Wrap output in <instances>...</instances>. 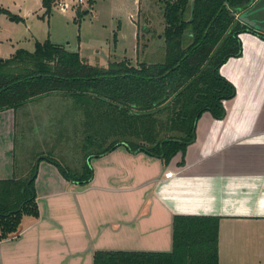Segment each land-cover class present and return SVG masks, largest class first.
Returning a JSON list of instances; mask_svg holds the SVG:
<instances>
[{
    "label": "crops",
    "instance_id": "obj_1",
    "mask_svg": "<svg viewBox=\"0 0 264 264\" xmlns=\"http://www.w3.org/2000/svg\"><path fill=\"white\" fill-rule=\"evenodd\" d=\"M242 35L251 39L253 53L231 57L220 67L235 94L223 101L222 118L208 112L200 116L195 140L183 156L165 163L121 145L92 158L85 184L66 179L55 164L40 160L34 180L38 215L23 214L18 233L0 240V264H93L97 251L167 253L176 216L219 219L218 264H260L264 40ZM44 100L24 105L29 109ZM24 105L0 111V180L28 171L15 154L16 112ZM40 105L35 109L43 119L45 104ZM234 243L237 251L230 250Z\"/></svg>",
    "mask_w": 264,
    "mask_h": 264
},
{
    "label": "trees",
    "instance_id": "obj_2",
    "mask_svg": "<svg viewBox=\"0 0 264 264\" xmlns=\"http://www.w3.org/2000/svg\"><path fill=\"white\" fill-rule=\"evenodd\" d=\"M158 1L164 22L158 60L131 66L111 62L100 68L86 63L78 52L50 41H36L33 51L19 48L10 57L0 58V111L60 94L74 98L82 108L86 100H93L120 117L109 131L120 138L87 157V177L75 179L50 155L40 156L74 183L90 180V159L121 145L165 163L177 154L183 156L195 140L200 116L208 112L222 118L223 101L235 94L234 85L220 74V67L241 55L240 33L264 40V33L238 19V14L257 0ZM53 2L42 0L46 15ZM0 14L12 21L22 20L1 4ZM93 136L85 135L84 144L95 142L100 148ZM34 170L33 166L25 180H0V240L18 233L23 214L38 215L35 177L26 186ZM218 231L216 217L176 216L170 252L97 251L93 264H218Z\"/></svg>",
    "mask_w": 264,
    "mask_h": 264
},
{
    "label": "rangeland",
    "instance_id": "obj_3",
    "mask_svg": "<svg viewBox=\"0 0 264 264\" xmlns=\"http://www.w3.org/2000/svg\"><path fill=\"white\" fill-rule=\"evenodd\" d=\"M0 4L22 18L12 21L0 14V58L10 57L19 48L33 51L36 41L62 45L100 68H107L111 62L131 66L161 57L164 22L158 0H54L47 15L42 0H0ZM252 17L259 18L258 14ZM246 36L239 38L242 53L250 56L251 39ZM42 98L45 100L29 106L32 110L25 105L17 109L15 154L18 162L28 165V171L14 178L27 179L42 154L58 160L75 179L87 177V157L120 138L109 132L120 117L96 106L93 100H86L82 108L69 96ZM40 104H45L43 119L35 109ZM88 134L97 136L100 148L95 142L84 144ZM236 246L234 243L230 250L237 251ZM259 263L264 264V258Z\"/></svg>",
    "mask_w": 264,
    "mask_h": 264
},
{
    "label": "water",
    "instance_id": "obj_4",
    "mask_svg": "<svg viewBox=\"0 0 264 264\" xmlns=\"http://www.w3.org/2000/svg\"><path fill=\"white\" fill-rule=\"evenodd\" d=\"M261 1H264V0H257L248 9H246V10L242 11L240 14H238V19L242 23L253 28L254 30L264 33V25H262V23L264 22V18L260 19V18L252 17V15L256 14V13H262L264 15V5L260 4ZM39 160H40V157L38 158V160L35 163V166H34L35 170H34L32 177H30L26 182L27 187L29 186L30 181L33 180L34 177H36ZM61 173L63 174V172H61ZM20 208H21V206L19 207V209Z\"/></svg>",
    "mask_w": 264,
    "mask_h": 264
},
{
    "label": "flooded vegetation",
    "instance_id": "obj_5",
    "mask_svg": "<svg viewBox=\"0 0 264 264\" xmlns=\"http://www.w3.org/2000/svg\"><path fill=\"white\" fill-rule=\"evenodd\" d=\"M261 2H263V1H261ZM256 14H258V16H259L260 19L263 18V14L262 13H256Z\"/></svg>",
    "mask_w": 264,
    "mask_h": 264
},
{
    "label": "built area",
    "instance_id": "obj_6",
    "mask_svg": "<svg viewBox=\"0 0 264 264\" xmlns=\"http://www.w3.org/2000/svg\"><path fill=\"white\" fill-rule=\"evenodd\" d=\"M79 1H81V0H79Z\"/></svg>",
    "mask_w": 264,
    "mask_h": 264
}]
</instances>
